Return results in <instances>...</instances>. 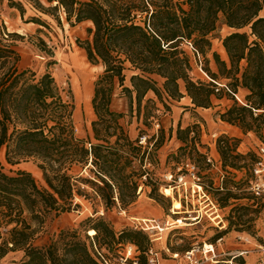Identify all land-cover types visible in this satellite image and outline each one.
<instances>
[{
	"label": "trees",
	"instance_id": "obj_1",
	"mask_svg": "<svg viewBox=\"0 0 264 264\" xmlns=\"http://www.w3.org/2000/svg\"><path fill=\"white\" fill-rule=\"evenodd\" d=\"M25 3L52 16L58 24L60 13L70 26L90 22L87 39L78 45L88 62L102 65L103 72L93 82L90 101L95 142L85 141L75 135L69 91L64 93L49 71L36 78L33 71L18 68L20 55L14 42L21 35L7 32L0 19V151L4 150L9 165L36 162L45 183L38 186L33 175L23 169L6 172L0 162V228L5 229L0 231V258L8 251L22 250L21 264H101L96 250L109 258L106 249L114 251L131 244L139 252L137 264H148L152 239L142 230L127 226L116 232L103 217H88L89 236L78 228L61 230L47 244L35 246L32 241L37 231L25 214L40 223L49 213L59 215L79 207L74 198L86 197L82 183L92 188L105 210L117 205L130 207L141 186L149 188L148 197L161 205L167 198L158 191L161 184H170L165 179L161 182L146 167L156 162L153 157L165 141L164 129L148 137L144 133L145 145L139 143L141 136L131 137L120 122L123 113L111 108L116 85L122 87L130 109L134 101L136 116L144 125L160 119L155 101L145 96L152 92L164 110L170 111L167 101L180 100L182 85L193 108H211L215 100L224 98L230 103L217 112L219 120L264 140L260 135L264 131V0H7L8 7L22 18ZM25 22L47 25L39 15ZM219 24L230 30L219 37L226 58L212 49ZM192 62L209 80L190 75ZM126 70L132 72L129 86L124 85ZM240 88L247 90L241 101L236 96ZM200 132L198 124L184 128L178 124L175 138L180 145L168 155L169 162L175 163L168 172L175 173L190 162L202 175L200 167L190 160L195 157L209 165V148ZM171 136L172 131L168 138ZM240 142L227 134L217 137L221 183L214 186L203 181L221 208L230 200L256 197L235 191L243 185L250 187L260 161L257 153L258 157L251 151L238 152ZM232 170H244L250 178L236 180ZM83 172L87 176H82ZM249 208L232 207L240 212L239 221L228 215L226 230L251 221L242 219ZM10 224L14 226L4 227ZM236 260L245 263L241 255L233 258Z\"/></svg>",
	"mask_w": 264,
	"mask_h": 264
},
{
	"label": "rangeland",
	"instance_id": "obj_2",
	"mask_svg": "<svg viewBox=\"0 0 264 264\" xmlns=\"http://www.w3.org/2000/svg\"><path fill=\"white\" fill-rule=\"evenodd\" d=\"M26 11L25 16L22 18L19 12L16 9L9 8L7 5V0H2L0 2V19L4 23L7 32H15L21 35L14 42V48L20 55V61L18 63L19 69H28L35 73L37 78L39 75L45 71H49L55 78L57 84L64 89V93H68V98L71 100V103L74 106L73 110V125L75 130V135L77 138L93 142V133L91 129V121L94 119V115L91 109V97H92V88L93 82L99 74L103 72L102 65H92L88 62L85 56V52L78 45V41L83 42L87 39L88 34L86 29L91 26L90 22H81L73 26L68 25L64 20V15L60 13L61 24H58L55 19L50 15L40 14L36 10L32 9L28 3H25ZM36 15L40 16L43 21L47 24L46 26H38L37 24L31 22H25L29 17ZM264 15V12L261 13ZM244 30H247L246 28ZM228 31H230L225 26L219 24L218 29L214 32L216 38L213 40L212 49L220 52V56L225 57L223 50H219V37L224 36ZM189 51L187 48H185ZM218 49V50H217ZM192 71L190 75L194 79L209 80L206 74L201 70L199 65H196L192 62ZM212 70L216 71L215 65L213 62L210 64ZM132 74L131 71H125V81L124 85L129 86V77ZM155 79L160 82L159 78ZM87 88L88 90H85ZM146 98H151L155 101V106L160 109V111H155V113L160 115V119L151 120L149 125H144L143 120L137 118L134 101L132 103V109L129 108L127 98L122 92V87L119 85L115 86L111 108L114 111L122 112L124 117L120 120L125 129L129 132L131 137L135 138L138 136H144V133L148 136L156 135L158 130L162 127L165 132V141L162 146L156 151L155 156L153 157L156 162L154 166L147 165L150 170L158 177L161 182L164 180V174L168 170L173 168L172 161L169 162L168 155L170 153L176 152L177 148L180 145V142L176 140V129L178 124L182 128L187 125L198 124L200 126V136L202 142L208 146L209 150L207 153L208 158L211 159L209 165L206 162H202L199 159L191 158L190 160L195 162L201 169L203 175V181L209 185L211 181L214 186H217L219 183V177L222 176L223 172L221 170L220 159L218 158L217 162L213 160L211 156V146L215 144L217 137L221 134H218L220 131V120L217 116V112L223 111L224 108L230 103L226 99L215 100L214 105L211 108H198L197 110L184 109L180 112V108L184 107V104H179V100H169L167 101L170 111L164 110L162 104L154 96L152 92H149ZM144 103V102H143ZM204 119L208 120L206 123ZM172 131V140L171 137L168 138V133ZM264 137V131L260 133ZM234 137V136H231ZM243 141V147L248 148L247 151L237 150L238 152L248 153L249 151L255 153V157H258L259 147L264 145V140L261 141L258 135L253 132H248L240 138ZM215 146V145H214ZM151 148V147H150ZM205 151V149H202ZM257 153V154H256ZM0 162L3 165L6 172L9 170L23 169L29 171L34 179L36 180L38 186H45L44 180L42 178V173L37 167L36 162L28 160L27 162H22L17 165H9L6 163L4 158V150L0 151ZM217 165L218 168H215ZM78 169L74 172L77 173ZM234 179H245L246 177L250 178L244 170L234 171ZM221 174V176H220ZM82 176H87V172H83ZM261 180H264V172L260 174L259 177ZM258 179L254 174L253 181ZM164 184H161L159 187L158 193L167 197L162 201V205L159 204L162 208L167 210L165 207H170L172 209L173 199L181 200V208L178 211L180 212L181 217L187 218L188 221L193 217L192 210L197 208L203 209L204 204L202 199L196 194L193 196L189 195L190 191L187 193V197L183 192L182 187H177L171 191L170 196L163 194ZM245 185L241 187L240 190H235L237 192L245 191L247 196H254L249 188H244ZM81 188L84 189L86 197L76 195L74 198L75 203L79 204V207L73 208L68 212L61 213L59 215H54V213L47 214L43 221L38 223L29 218L26 215L27 222L36 229V234L32 244L35 246H43L47 244L52 238H54L61 230L74 229L78 228L82 235H90L87 230L88 223H85L88 217L94 219L95 217L101 216L107 220L113 227L111 218L119 215L128 216L134 215L133 208L136 207L135 204L131 205L126 209H122L119 205L112 207L108 210L104 209L103 204L100 202L99 198L95 196L92 188L88 184H81ZM149 188L141 186L138 188V196L142 194V198L148 196ZM246 205L251 208L247 210V213L243 216L242 219L252 220L246 222L245 224L238 223L233 225L229 231L234 233V238L231 243L233 244H242L244 249L249 250L251 253L254 252L258 255L257 264H264V252L259 249L260 244L264 242V195L258 196L255 198H242L238 200H230L229 205L226 207H219L218 212L220 217L223 220H226L228 215L231 216L233 221H237L239 211L231 210L234 206ZM256 209V211H252ZM219 216L212 218L216 222V219ZM219 219V218H218ZM133 221L129 226L135 230H142L140 227L150 226L151 224H158L159 229L163 230L162 221L151 220H142L140 218L128 219ZM158 220V219H157ZM208 217L204 214L202 217V227L198 235H188L185 239H182L179 242V246L182 247H191L193 244L202 245L203 243L215 242L213 239L214 236L208 234V230L212 226L207 225L213 223ZM239 221V220H238ZM82 222V225H80ZM185 222V221H183ZM227 222V221H226ZM14 224L4 226L6 229H10ZM228 227V222H227ZM115 230V228L113 227ZM241 229V231H238ZM122 230V229H121ZM160 230H155L154 235L149 236L152 239V248L158 252L162 251L160 248V241H165L164 232ZM0 231H5V229L0 228ZM119 232L120 230H115ZM143 231V230H142ZM160 232V233H159ZM146 233V232H145ZM159 233V234H156ZM163 236L162 240H156V238ZM194 236H197L193 238ZM168 240V239H167ZM171 244V245H170ZM223 244V242H222ZM175 239L172 241H167V246H175ZM225 247V246H224ZM109 258L113 263L119 262V257L125 251L124 246L117 247L115 250H108ZM138 255V250L135 251ZM248 255V254H244ZM22 250L8 251L2 258H0V264H21L23 257ZM230 256H224L222 258H229ZM243 257V256H242ZM234 264H240L239 260H236Z\"/></svg>",
	"mask_w": 264,
	"mask_h": 264
},
{
	"label": "crops",
	"instance_id": "obj_3",
	"mask_svg": "<svg viewBox=\"0 0 264 264\" xmlns=\"http://www.w3.org/2000/svg\"><path fill=\"white\" fill-rule=\"evenodd\" d=\"M39 26V25H38ZM217 39V38H216ZM214 40V39H213ZM212 46H213V41H212ZM218 50V49H217ZM219 50H223L224 52V48L221 44V41L219 40ZM219 54L220 52L217 51ZM226 58V54L225 57ZM181 91L183 93V96L180 98L179 101H177V103L179 104H184L183 108H180V112H182L184 109H191V110H197L198 108H193L192 104H191V100L189 98V96H187L183 86L181 85ZM247 93L246 89L240 88L237 92V98L241 101L244 97V95ZM206 109V108H204ZM205 122L208 123L207 119ZM220 123L222 124L220 126V131L218 132V134H227L229 136H234L237 138H241L243 137V133L241 132V130L239 128H237L236 126H232L230 124H227L225 122L220 121ZM171 136V140H172ZM215 144H213V146H211V156L213 158L214 161L217 162L219 156L215 150ZM238 149L241 151H247L248 148H244L243 147V141L240 142ZM218 164H220V162H217ZM219 165H217L215 168H218ZM221 176V174H220ZM221 177H219V183L218 185H220L221 183ZM172 191V189H171ZM179 201V200H178ZM180 202V201H179ZM136 205L135 208H133V213L134 215L132 216H128V219H134V218H140L142 220H151L154 219L155 221H162V225H163V230H161L160 232H164V236H165V241H160V248L162 251L159 252L160 254V264H182L184 262L183 257H182V253L184 252V249L182 248V246H179V242L182 241V239H185L186 236L188 235H198L201 231L202 225V217L205 214L208 219L210 221H213L212 218L219 216L216 219V222L213 221V223H209L207 225L212 226V228H210L208 230V234L210 236H215V242H208L207 244H212L214 246V249L217 253L222 254L223 256H230V257H236V256H243L245 263L244 264H257V258L258 255L254 252H250L247 249H244V245L242 244H233L231 243L232 239L234 238V233L226 230L227 228V222L226 220H223L220 217V214L217 213L218 212V208L216 210L210 211L209 209H207L206 207H203L204 212L202 211V208L199 209H195L192 210V212H196L197 210L198 213L200 214V218L199 219H190L191 221H188L187 218L185 220V217H181L180 212L181 211H174L173 209L167 208V210H165L164 208H162L154 199L149 198L148 196L144 198H142V194L138 196L137 200L134 203ZM122 213L120 212L119 215L112 217L111 218V222L113 223V227L115 228V230H121L127 226H130L132 224L133 221H129L126 217V215H121ZM158 219V220H157ZM185 221V222H183ZM159 232V233H160ZM156 233V234H159ZM197 236H194L193 238H195ZM163 236H160L158 238H156V240H162ZM168 239V240H167ZM173 239H175V246H167V241H172ZM218 239H220L218 241ZM223 242V244H222ZM206 243V242H205ZM264 243V242H262ZM171 245V244H170ZM261 245V244H260ZM225 246V247H224ZM173 252H177L179 253V257L178 258H172L171 257V253ZM242 253V254H240ZM244 254H248V255H244Z\"/></svg>",
	"mask_w": 264,
	"mask_h": 264
},
{
	"label": "built area",
	"instance_id": "obj_4",
	"mask_svg": "<svg viewBox=\"0 0 264 264\" xmlns=\"http://www.w3.org/2000/svg\"><path fill=\"white\" fill-rule=\"evenodd\" d=\"M187 45L190 49H192L190 43H187ZM139 143L145 145L146 137H140ZM258 150L260 161L254 169V174L258 177V179L252 181L249 187L250 192L256 197L264 195V180H261L259 178L260 174L264 172V145L260 146ZM208 161H211V159H208ZM164 179L170 184L169 187L172 190L181 186L185 197H187V193L188 191H190L189 195L193 196L194 194H196L198 197H200V199H202L204 207H206L210 211L217 209V204L215 200L204 188L202 175L198 172L197 167L193 163L187 162L181 165L177 168V172L175 173H165ZM220 179H222V176ZM179 201L182 203L180 199ZM198 211L199 210H197L196 212H192L194 214L192 219L200 218V214L198 213ZM140 228L149 236L154 235L156 229L160 230L158 224H151L150 226ZM219 240L220 239H218V241ZM124 248L125 251L122 256L119 257V262L113 263L110 258L106 257L105 255L96 250L97 258L101 264H137L135 253L136 247L131 244H125ZM259 249L264 252V243L259 246ZM147 257L148 264H160V254L154 248L151 247L148 250ZM171 257L178 258L179 253L173 252L171 253ZM182 257L184 260L182 264H234V257H229L226 259L222 258L224 256L220 253H217L212 244L207 243H203L202 245L193 244L189 249L185 250L182 253Z\"/></svg>",
	"mask_w": 264,
	"mask_h": 264
},
{
	"label": "bare ground",
	"instance_id": "obj_5",
	"mask_svg": "<svg viewBox=\"0 0 264 264\" xmlns=\"http://www.w3.org/2000/svg\"><path fill=\"white\" fill-rule=\"evenodd\" d=\"M85 90H88V89L85 88ZM163 194H165L166 196H170L171 195V188L170 187H165L163 189ZM180 208H181V203L178 200L173 199V201H172V209L174 211H176V210H178Z\"/></svg>",
	"mask_w": 264,
	"mask_h": 264
}]
</instances>
